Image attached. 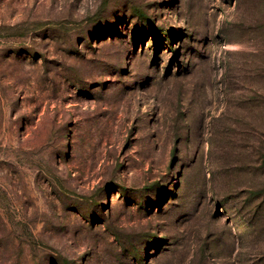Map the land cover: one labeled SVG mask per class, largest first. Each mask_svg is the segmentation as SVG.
<instances>
[{"label": "rangeland", "instance_id": "obj_1", "mask_svg": "<svg viewBox=\"0 0 264 264\" xmlns=\"http://www.w3.org/2000/svg\"><path fill=\"white\" fill-rule=\"evenodd\" d=\"M0 264H264V0H0Z\"/></svg>", "mask_w": 264, "mask_h": 264}, {"label": "trees", "instance_id": "obj_2", "mask_svg": "<svg viewBox=\"0 0 264 264\" xmlns=\"http://www.w3.org/2000/svg\"><path fill=\"white\" fill-rule=\"evenodd\" d=\"M227 206L231 207L230 204H226ZM232 208V207H231ZM234 209V208H233Z\"/></svg>", "mask_w": 264, "mask_h": 264}]
</instances>
